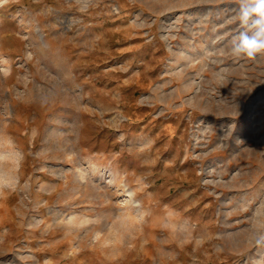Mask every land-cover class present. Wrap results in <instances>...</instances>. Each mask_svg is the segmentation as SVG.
I'll return each mask as SVG.
<instances>
[{
  "label": "rangeland",
  "instance_id": "rangeland-1",
  "mask_svg": "<svg viewBox=\"0 0 264 264\" xmlns=\"http://www.w3.org/2000/svg\"><path fill=\"white\" fill-rule=\"evenodd\" d=\"M235 10L0 0V139L24 154L0 264H264V57L228 54Z\"/></svg>",
  "mask_w": 264,
  "mask_h": 264
},
{
  "label": "clouds",
  "instance_id": "clouds-1",
  "mask_svg": "<svg viewBox=\"0 0 264 264\" xmlns=\"http://www.w3.org/2000/svg\"><path fill=\"white\" fill-rule=\"evenodd\" d=\"M235 4L234 20L239 31L230 42L228 54L248 60L264 57V0H235ZM23 162V152L11 140L5 143L0 139V197L19 189V171ZM196 243H201V240L197 239ZM255 243H264V237L257 238Z\"/></svg>",
  "mask_w": 264,
  "mask_h": 264
}]
</instances>
